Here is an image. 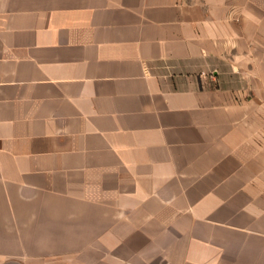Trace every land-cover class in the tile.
Returning <instances> with one entry per match:
<instances>
[{"label":"crops","instance_id":"1","mask_svg":"<svg viewBox=\"0 0 264 264\" xmlns=\"http://www.w3.org/2000/svg\"><path fill=\"white\" fill-rule=\"evenodd\" d=\"M0 264H264V0H0Z\"/></svg>","mask_w":264,"mask_h":264}]
</instances>
